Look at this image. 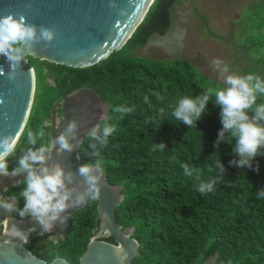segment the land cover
Masks as SVG:
<instances>
[{
  "label": "trees",
  "instance_id": "obj_1",
  "mask_svg": "<svg viewBox=\"0 0 264 264\" xmlns=\"http://www.w3.org/2000/svg\"><path fill=\"white\" fill-rule=\"evenodd\" d=\"M176 4L179 0H155L127 44L96 66L72 69L47 63V68L61 75L73 73L69 80L76 85L67 93L80 87L90 88L111 106L123 104L133 109L122 119L113 114L116 131L101 150L109 184L123 188L124 201L116 210L117 223L123 230L134 228L133 238L140 244V255L133 264H206L215 256V264H264V199L256 198L257 191L264 187V155L253 161L254 168L259 164V172L230 166L231 146H213L222 127L218 106L210 101L208 113L191 128L172 115L178 98L198 95L219 83L187 60L156 61L136 54L152 36L167 33L171 27L169 8ZM250 20L254 26L248 27H254L256 34L248 35L240 50L259 65L257 72L264 77V0L254 6ZM29 59V67L33 68L35 59ZM37 64L40 80L36 105L27 125L30 128L36 120L35 111L44 103L40 94L47 78L42 62ZM249 72L256 73L245 68L243 74ZM144 95L149 96L151 106L143 102ZM211 99L214 101V97ZM262 100L264 97H258L257 102ZM161 142L166 148L153 150V145ZM88 143L85 140L81 145L82 163L95 159ZM25 146L26 137L21 136L17 156ZM217 151L226 169L222 179L214 165L218 157L212 156ZM182 163L199 169L204 181L217 178L214 191H197L198 181L183 175ZM8 166L10 171L16 166L14 159L9 160ZM19 190L21 187L9 196L18 198ZM19 204L22 208V198ZM97 207V200L89 201L73 213L69 231L58 245L51 243L52 247L43 251L26 245L27 248L47 262L61 257L79 264L95 236L99 223ZM17 218L23 219L19 214Z\"/></svg>",
  "mask_w": 264,
  "mask_h": 264
},
{
  "label": "clouds",
  "instance_id": "obj_2",
  "mask_svg": "<svg viewBox=\"0 0 264 264\" xmlns=\"http://www.w3.org/2000/svg\"><path fill=\"white\" fill-rule=\"evenodd\" d=\"M108 6L120 16L128 15V9L119 6L117 0H108ZM56 36L54 27L29 23L23 14L9 13L0 16V55L9 64L7 72L0 66V76L14 81L22 68L25 54L32 51L38 43L51 45ZM211 67L218 73L220 83L198 95L181 96L173 106L172 115L176 121L189 128L197 126L202 116L208 113L207 105L212 101L220 108L222 125L213 146L219 149L221 144L227 143L233 153L229 165L240 169H253L255 158L264 155V100L257 102L258 97H264V77L251 72H232L219 58L211 61ZM153 95H157L159 99L158 94ZM143 102L151 106L148 95L143 96ZM3 103L4 100L0 98V104ZM99 107L101 111L98 122L84 132L82 139L79 135L81 124L75 117L62 130L60 128L55 136L49 132L51 125L47 121L35 128L24 125L15 134L0 136V175L15 177L26 174L25 179L16 182L17 186H22L18 198H5L0 195V209L9 214L16 212L21 218L30 217L40 225L43 235L51 233L57 223H66L70 218V209L100 197L105 173L101 150L108 146L109 138L116 131V124L112 122L115 118L113 114H119L122 119L133 109L123 104L111 106L102 103ZM21 136L26 137V146L17 156V145ZM82 140L89 142L88 148L91 149L94 160L81 164L76 171L66 169L54 161V150L57 156L71 153L74 148L79 147ZM157 148L163 150L166 145L163 142L156 143L153 150ZM212 156L218 157L214 165L218 169V178L222 179L226 169L219 158V152ZM10 159H14L16 163L11 171L8 166ZM180 167L185 177L198 181L197 191L202 194L214 191L217 178L204 181L200 178L199 169L190 167L188 163H182ZM254 170L259 172L258 163ZM7 191L5 188V192ZM20 198L24 201L22 208L19 207ZM256 198L264 199V187L257 191ZM0 229H3L5 236L16 237L24 245L29 243V235L35 231V228L21 229L11 215L0 222Z\"/></svg>",
  "mask_w": 264,
  "mask_h": 264
},
{
  "label": "water",
  "instance_id": "obj_3",
  "mask_svg": "<svg viewBox=\"0 0 264 264\" xmlns=\"http://www.w3.org/2000/svg\"><path fill=\"white\" fill-rule=\"evenodd\" d=\"M190 6L195 8L194 0H188ZM119 6L128 9L127 16H120L108 6V0H0V16L12 13L23 14L27 22L37 26L54 27L57 36L51 45L44 42L35 45L32 51L25 54L22 68L18 71L14 81L6 76H0V136L9 133L15 134L19 128L27 125L32 113L35 95L36 78L33 68L29 67L33 58L57 66L72 69H87L96 66L109 58L114 52L120 51L132 38L136 30L144 22L155 0H117ZM180 6L169 8L171 27L165 35L152 36L145 49L151 46L162 48L170 54L175 61L185 60L182 56L185 32L179 26L180 20L176 12ZM193 64L192 60H187ZM0 66L5 72L9 70L6 58L0 55ZM31 69V72H29ZM80 93H74L64 98L67 106L64 108L63 120L58 131L73 117L80 121V138L88 129L84 120L90 118L88 104L83 109L73 108L72 102ZM94 96L101 102L98 94ZM91 106V104H89ZM57 132L54 130V136ZM74 148L71 153L57 156L55 150L53 159L66 169L76 171L83 164L80 154L81 145ZM26 174L15 177L0 175V195L5 196V188L16 187V182L25 179ZM98 201V227L97 236L90 242L87 250L80 258L79 264H133L140 255V244L133 238L135 229H124L117 223L116 210L123 203V188L109 184L104 174L101 185V194ZM88 203V202H87ZM87 203L70 209V214L83 209ZM6 212L0 209V222L5 219ZM69 214V215H70ZM17 222V221H16ZM23 230L35 228L29 235L30 240L38 239L47 234L42 233L40 225L31 218L17 222ZM61 235L66 237L69 228V219L64 223ZM98 230V231H97ZM57 243L59 233H51ZM113 238L115 244L106 240ZM6 241H9L6 243ZM103 257V259H99ZM218 256L210 259L206 264H215ZM0 264H71L63 258H56L47 262L32 253L19 239L5 236L0 229Z\"/></svg>",
  "mask_w": 264,
  "mask_h": 264
},
{
  "label": "rangeland",
  "instance_id": "obj_4",
  "mask_svg": "<svg viewBox=\"0 0 264 264\" xmlns=\"http://www.w3.org/2000/svg\"><path fill=\"white\" fill-rule=\"evenodd\" d=\"M262 1L194 0V11L191 9L186 16L181 17L179 24L186 35L183 58L192 60L202 74L217 83H220L218 73L211 67L214 58L223 60L232 72L243 74L244 69L249 68L259 75V65L240 49L243 48L248 35L256 34L254 27L248 26H254L250 18L254 6ZM136 54L156 61L173 60L170 54L159 47L139 49ZM253 54L259 58L258 54ZM38 62L40 61L33 60L34 64Z\"/></svg>",
  "mask_w": 264,
  "mask_h": 264
},
{
  "label": "flooded vegetation",
  "instance_id": "obj_5",
  "mask_svg": "<svg viewBox=\"0 0 264 264\" xmlns=\"http://www.w3.org/2000/svg\"><path fill=\"white\" fill-rule=\"evenodd\" d=\"M186 1H187V5H186ZM175 6H180V8H178V10L176 12L177 13L176 16L178 17L180 22H181V17L186 16L191 9L194 11V8L192 6H190L188 0H179V4H176ZM180 22H179V24H180ZM152 47H155V46H151L149 48H152ZM142 49H145V47ZM39 68H40V66L38 64L34 65V67H33V70L35 73V78H36V95H35V101H34L32 112L34 111V108L36 105V97H37V93H38L37 78L40 76ZM41 68L43 69V73L45 75H47V78L45 77L46 82H45V86L43 87L44 89L42 88L43 94H40L41 97L43 98L44 103L39 108L38 112L35 111L36 120L34 117L35 122H34L33 128L37 127L39 124L43 123L44 121H47L51 125V127L49 128V132L51 134H53V136H54V130L58 133L59 132L58 127H59L61 121L63 120L64 108L67 106V104L64 102L63 99L71 96L74 93H80V94L72 102L71 107H73V108L80 107V109H83L85 103L87 104L88 101H89V104H91V106L88 104V110L90 111V118L87 120H84L85 123L89 122L88 128H90L92 125H94L95 123L98 122V117H99L100 111H101L99 105H101L102 103L108 104V102L103 100L101 97H100L101 102H99V100L94 96L95 92L90 88L80 87V88L74 89L73 91L67 93L66 91L71 86L76 85L75 81L69 80V79H73V77H74L73 73L62 72V75H61V73L59 71L57 72V71H54V70L47 68L46 62H42ZM63 78H66L68 80L65 81ZM38 114H41V116L40 117L37 116ZM31 115H32V113H31ZM106 179H107V177H106ZM20 187H22V186H16V187L9 186L8 191L5 192L6 197L17 198L16 195L9 196V193H11L14 189H17V188L20 189ZM19 191H17V192H19ZM19 207H20V204H19ZM75 212H77V211H74L73 213H75ZM73 213L70 214L69 226H70V219H71ZM17 214L18 213H16V212H13L11 214L6 212L5 217L8 215H11L15 219V221H17V222H20L22 220L30 218V217H26L23 219H18ZM63 225L64 224L57 223L56 227L53 229V230L58 231V233H59V237H57V243H54V241L50 238V237H54V235L47 233V234L39 237L38 239L30 240V238H29V243L26 245H28L32 250H35V251L38 248L41 251H43L49 247H52L51 243L58 245L64 239L63 236L61 235V231L64 227ZM97 227L94 230V233H95L94 238L98 234V232H96ZM68 231H69V228H68ZM46 237L48 238V240L46 239ZM111 239L113 240V242L109 241ZM106 241L109 243L115 244V241L113 238H108ZM57 258H61V257H57Z\"/></svg>",
  "mask_w": 264,
  "mask_h": 264
},
{
  "label": "bare ground",
  "instance_id": "obj_6",
  "mask_svg": "<svg viewBox=\"0 0 264 264\" xmlns=\"http://www.w3.org/2000/svg\"><path fill=\"white\" fill-rule=\"evenodd\" d=\"M10 238L18 239V238H16V237H10Z\"/></svg>",
  "mask_w": 264,
  "mask_h": 264
}]
</instances>
